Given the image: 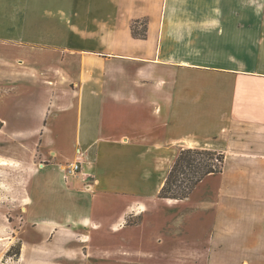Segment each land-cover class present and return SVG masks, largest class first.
I'll return each mask as SVG.
<instances>
[{
	"label": "crops",
	"instance_id": "1",
	"mask_svg": "<svg viewBox=\"0 0 264 264\" xmlns=\"http://www.w3.org/2000/svg\"><path fill=\"white\" fill-rule=\"evenodd\" d=\"M7 95L28 100L26 116L14 109L29 120L17 143L58 146L28 184L30 206L83 233L100 224L89 215L99 193L133 197L123 216L142 214L180 149L221 151L251 162L228 176L256 184L249 203L221 186L214 238L228 244L224 264H264V0H0Z\"/></svg>",
	"mask_w": 264,
	"mask_h": 264
},
{
	"label": "rangeland",
	"instance_id": "2",
	"mask_svg": "<svg viewBox=\"0 0 264 264\" xmlns=\"http://www.w3.org/2000/svg\"><path fill=\"white\" fill-rule=\"evenodd\" d=\"M142 29V24L134 26L135 35ZM4 99L0 98V116H10L11 122L3 126L0 120V264L233 263L225 255L228 244L224 246V242L214 238L219 191L221 186L237 185L244 191L242 202L249 203V187L256 182L249 176L230 177L228 173L233 169L247 170L250 161L228 162L225 157L222 172L207 176L186 198L170 202L146 198L147 209L142 214L123 216L133 197L99 193L91 203L89 215L100 224L77 234L76 229L59 222L60 216H55L48 204L30 206L28 184L53 161L58 146L18 144L13 136L16 131H26L29 120L18 121L14 109H21L26 116L28 100L12 95ZM63 148L69 154L73 146ZM71 164H65L63 169L70 173ZM43 187L38 184L31 191L40 199L45 195ZM223 202L229 205L226 200ZM240 202L235 201L234 206ZM221 212L222 220L234 216L229 208Z\"/></svg>",
	"mask_w": 264,
	"mask_h": 264
},
{
	"label": "trees",
	"instance_id": "3",
	"mask_svg": "<svg viewBox=\"0 0 264 264\" xmlns=\"http://www.w3.org/2000/svg\"><path fill=\"white\" fill-rule=\"evenodd\" d=\"M132 24V34L134 26ZM141 23H145L142 20ZM140 37L145 36V25H143ZM225 154L209 149L183 148L180 149L174 159L162 187L158 193L160 198L183 199L192 189L207 176L221 173L224 167Z\"/></svg>",
	"mask_w": 264,
	"mask_h": 264
},
{
	"label": "built area",
	"instance_id": "4",
	"mask_svg": "<svg viewBox=\"0 0 264 264\" xmlns=\"http://www.w3.org/2000/svg\"><path fill=\"white\" fill-rule=\"evenodd\" d=\"M70 172H76L79 169V164L77 162L70 165Z\"/></svg>",
	"mask_w": 264,
	"mask_h": 264
}]
</instances>
